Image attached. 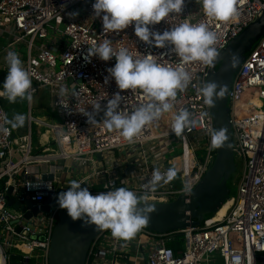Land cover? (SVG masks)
Instances as JSON below:
<instances>
[{
  "label": "built area",
  "instance_id": "1",
  "mask_svg": "<svg viewBox=\"0 0 264 264\" xmlns=\"http://www.w3.org/2000/svg\"><path fill=\"white\" fill-rule=\"evenodd\" d=\"M93 0H0V35L8 45H26L25 69L32 79V93L41 85L68 84L57 93L52 106L61 122L51 126L54 136L39 151L31 147L30 136L15 137L10 124L0 118V254L5 264H48V250L57 212L51 202L58 188L66 190L70 180H82L91 194L107 188L126 187L142 201L168 202L187 194L210 167L215 148L210 146L208 129L213 128L209 106L198 89L205 82L208 66L199 62L185 64L191 80L172 103L173 111L186 108L196 120L175 141L181 151L175 154V134L170 129L171 113L147 126L133 142L123 140L118 130L106 129L102 120L93 119L104 111L106 102L119 93L120 111H131L145 102L139 90H120L106 68L115 63L93 55L86 62L87 49L108 39L114 50L128 49L136 56L152 54L161 63L175 67L179 59L171 45L163 48L135 36L130 24L120 31L103 32L102 21L93 14ZM83 4V12L67 11ZM197 8V11L191 8ZM237 14L228 21L204 16L196 0H185L180 14L149 25L150 31L163 32L184 21L205 23L217 36V52L264 10V0H235ZM81 14V15H80ZM103 15V13H101ZM86 20H81L82 17ZM151 39V37H150ZM163 54V55H161ZM105 77H108L105 82ZM70 79V83L67 80ZM74 93V95H73ZM6 98L0 97V117H7ZM98 102L99 110L92 105ZM232 145L235 159L242 164L236 193L229 196L227 208L219 220L213 215L200 225L159 233L143 227L128 241L114 239L101 230L91 241L84 264H264V33L237 67L228 93ZM54 144V145H53ZM135 157L124 166L127 154ZM100 155V159L96 155ZM63 160L59 165L58 160ZM71 160V167L66 162ZM173 167L177 175L161 183L155 191L147 187L152 171ZM70 173V177L67 175ZM52 179L42 180V175ZM44 198H49L48 203ZM12 199V203L9 201ZM27 199L24 211L14 208ZM48 205L47 211L41 207ZM36 207L38 212L31 213ZM25 212H30L28 218ZM17 229L19 231H17ZM181 234L182 246L174 250L168 241ZM39 257L41 261L36 262Z\"/></svg>",
  "mask_w": 264,
  "mask_h": 264
},
{
  "label": "clouds",
  "instance_id": "2",
  "mask_svg": "<svg viewBox=\"0 0 264 264\" xmlns=\"http://www.w3.org/2000/svg\"><path fill=\"white\" fill-rule=\"evenodd\" d=\"M204 16L219 21H228L237 14L235 0H196ZM185 0H93L92 9L95 16L102 21L103 32L120 31L130 24L139 40L163 48L167 43L171 45V52L179 59L173 67L167 63L159 62V58L152 54L129 53L125 47L114 50L110 41L105 39L87 49L84 60L88 62L93 55L107 61L115 58L113 66L106 68L108 76L120 90L139 89L145 97V102L133 106L131 111H120L119 93L113 94L108 99L103 111V125L109 130H118L120 137L133 142L142 131L158 120L162 114L171 113L170 129L179 137L196 120L186 108L173 111L174 101L178 91H183L191 80L190 73L184 65L199 62L203 66H211L218 52L215 47L217 36L209 30L205 23L194 24L184 21L172 25L163 32L150 31L149 25L156 24L170 14H180ZM103 13V15H101ZM151 37V39H150ZM163 55V54H161ZM8 66L7 74L0 82V97L6 98L9 103L17 99L32 100V79L30 73L23 67L15 51H8L5 56ZM108 77H105L107 82ZM203 102L212 106L214 98L220 99L224 95V86L216 82H204L198 89ZM65 89L62 87L60 93ZM74 95V93H73ZM94 110H99L100 105L95 102ZM88 116L89 122L96 124L92 115L83 111ZM12 128L22 127L26 117L15 114L10 120L0 117ZM210 146L219 148L227 146V136L223 128L208 129ZM177 172L173 167L165 171L154 168L147 187L155 191L161 183H169L176 178ZM82 180H70L66 190L57 193L56 202L71 221L79 220L82 226H94L95 229L108 230L117 240H131L148 222L149 213L154 208L151 205L140 207L142 197L126 187L107 188L91 194L88 187H82ZM185 191L190 189L185 186ZM253 257L248 258L252 264ZM0 264H5L0 254Z\"/></svg>",
  "mask_w": 264,
  "mask_h": 264
},
{
  "label": "water",
  "instance_id": "3",
  "mask_svg": "<svg viewBox=\"0 0 264 264\" xmlns=\"http://www.w3.org/2000/svg\"><path fill=\"white\" fill-rule=\"evenodd\" d=\"M264 33V10L260 16L245 26L236 36L218 51V55L211 66H208L205 82H216L217 85L224 86V95L220 99L214 98V104L209 106L213 128L225 130L227 140L225 147L215 148L213 161L198 183L187 193L179 194L175 199L168 202L142 201L140 207L153 206L154 210L149 213L148 222L144 226L152 231L166 233L177 231L191 226L200 225L205 214H215L226 202L231 194L228 182L235 171V157L233 153L232 134L230 125L229 106L227 103V93L233 75L243 61L245 55L259 40ZM1 80V76H0ZM70 83V79L67 80ZM103 119V111L99 113L95 120ZM96 157L100 159V155ZM59 165L63 160H58ZM42 180L52 179V175H42ZM64 191L60 188L56 190V196L51 204H57V193ZM48 203L49 198H44ZM12 203V199L9 204ZM31 201L25 199L23 204L14 203V208L24 211L30 206ZM48 205L41 207L42 211H47ZM37 208H32L31 213L36 214ZM25 212L24 217L31 214ZM17 231H19L17 229ZM101 230L94 226H82L79 220L73 222L66 214V209L59 210L56 222L52 229L50 246L48 250V264H84L89 246L94 237ZM18 256L11 255L10 263H15Z\"/></svg>",
  "mask_w": 264,
  "mask_h": 264
},
{
  "label": "crops",
  "instance_id": "4",
  "mask_svg": "<svg viewBox=\"0 0 264 264\" xmlns=\"http://www.w3.org/2000/svg\"><path fill=\"white\" fill-rule=\"evenodd\" d=\"M23 45L24 43L20 42V43H16L14 45L9 46L8 41L5 39L4 35L3 34L0 35V76H1L0 82L3 81L5 75L7 74L8 66L5 62V56L8 51H15L18 54L23 67L25 68V65L27 62V55H26V51L23 52L21 50V47ZM67 86L68 84L66 83V84L56 86L58 88L55 87L56 90L54 93H52V96H51V106H52V100H53L54 95L57 93H60V89L62 87L66 90ZM12 104L13 103H11V106L15 105L13 108V114L14 113L23 114L26 117L24 125L22 127L12 128L14 136L17 137V136H21L25 134L29 135L31 147L35 151H39L40 149H42L43 147L49 144L52 145L53 143L52 138L54 134L51 131V126L57 125L59 123H55L54 121H51V120L45 121L40 117L33 116L32 111L30 109L29 101H28V109H26V107L23 106V104L21 103H17L13 105ZM52 109H53V106H52ZM134 157H135V152L129 153V155L127 154L126 160L124 162L125 164L123 167L124 168L127 167L128 163H130Z\"/></svg>",
  "mask_w": 264,
  "mask_h": 264
},
{
  "label": "rangeland",
  "instance_id": "5",
  "mask_svg": "<svg viewBox=\"0 0 264 264\" xmlns=\"http://www.w3.org/2000/svg\"><path fill=\"white\" fill-rule=\"evenodd\" d=\"M83 4H77L75 5L72 9H69L67 11V15L69 14H78L79 12H83ZM191 8L195 11H197V8H194V6H191ZM201 8L198 7V11ZM196 13V12H195ZM81 15V14H80ZM83 21L86 20V18L83 16L82 19ZM21 50L23 52L26 51V45L24 44L21 47ZM56 86H50V85H41L37 88L36 92L32 94V100L29 102L30 104V109L32 111L33 116L36 117H40L43 120H48V121H54L55 123H60L61 122V118H60V113L58 110H56L55 108L52 109L51 106V96L52 93L55 92ZM17 103H21L23 104V106L26 107V109H28V101L27 100H21V99H17L16 101ZM13 103V104H17V103ZM12 104V105H13ZM15 105L11 106V103H9L7 100L4 101V107L7 113V118L10 120L16 113L13 114V108ZM45 128V127H43ZM177 136H175L173 138V144L175 146V154L180 153L181 149L176 146L175 141L177 140ZM71 164L73 165L71 160H68L66 162V165H69L71 167ZM242 172V164L239 160L235 159V171L233 172L229 183H230V189H231V193L235 194L236 193V189H237V183L240 177V174ZM67 177H70V173H68ZM231 194V195H232ZM41 259L39 257L36 258V262H40ZM214 264H222L221 260H217Z\"/></svg>",
  "mask_w": 264,
  "mask_h": 264
},
{
  "label": "trees",
  "instance_id": "6",
  "mask_svg": "<svg viewBox=\"0 0 264 264\" xmlns=\"http://www.w3.org/2000/svg\"><path fill=\"white\" fill-rule=\"evenodd\" d=\"M228 186L230 187V183L229 182H228ZM212 215H213L212 213L205 214L204 218L210 217ZM168 245L172 246V248L174 250H176L177 248H180L182 246V236H181V234L173 235L172 238L168 241Z\"/></svg>",
  "mask_w": 264,
  "mask_h": 264
},
{
  "label": "bare ground",
  "instance_id": "7",
  "mask_svg": "<svg viewBox=\"0 0 264 264\" xmlns=\"http://www.w3.org/2000/svg\"><path fill=\"white\" fill-rule=\"evenodd\" d=\"M226 208H227V203H224L222 207L213 215L214 220H219L221 216L225 213Z\"/></svg>",
  "mask_w": 264,
  "mask_h": 264
}]
</instances>
